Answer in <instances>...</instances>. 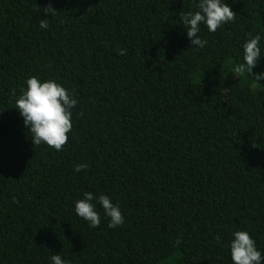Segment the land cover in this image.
Wrapping results in <instances>:
<instances>
[{"label":"trees","instance_id":"1","mask_svg":"<svg viewBox=\"0 0 264 264\" xmlns=\"http://www.w3.org/2000/svg\"><path fill=\"white\" fill-rule=\"evenodd\" d=\"M222 2L235 20L201 24L197 49L179 15L199 0H51L52 17L49 0H0V264H233L236 231L264 264V80L224 70L259 35L264 72V0ZM32 76L78 101L61 151L34 146L15 109ZM86 191L124 224L94 200L89 227Z\"/></svg>","mask_w":264,"mask_h":264},{"label":"clouds","instance_id":"2","mask_svg":"<svg viewBox=\"0 0 264 264\" xmlns=\"http://www.w3.org/2000/svg\"><path fill=\"white\" fill-rule=\"evenodd\" d=\"M198 11L181 12L179 18L186 26V34L192 45L191 48L202 49L207 44L198 35L200 25H206L209 32H216L222 25L234 21L236 13L222 0H199ZM39 8V7H38ZM45 14L54 16L58 11L52 6L51 0L43 9ZM49 19L39 21L42 29L49 27ZM251 35V34H250ZM260 36L256 35L243 45L244 63L237 65L232 74L236 77L247 74L258 83L264 80V72L251 75L252 69L257 66L261 57L259 47ZM119 55H125L126 49H118ZM259 84V83H258ZM15 89L12 90L15 97ZM21 94L15 99V109L23 117L24 125L31 133V140L34 146L46 144L56 151H61L68 142V133L72 130V109L76 107L78 101L63 86L55 80L41 82L37 77L32 76L26 80V88H21ZM81 115L83 112L81 111ZM86 164L74 166L75 172L87 169ZM99 203L104 215L109 219L108 227L116 228L122 226L125 218L118 205L113 204L107 195L94 196L92 192H84V198L76 201V214L88 222L89 227L98 228L101 223L100 214L96 211L92 201ZM234 238L230 242L231 260L233 264H261L262 255L257 250L255 240L246 231H236ZM217 237V243H219ZM175 245L181 241L177 239ZM52 264H69L61 258L59 254L51 257Z\"/></svg>","mask_w":264,"mask_h":264},{"label":"rangeland","instance_id":"3","mask_svg":"<svg viewBox=\"0 0 264 264\" xmlns=\"http://www.w3.org/2000/svg\"><path fill=\"white\" fill-rule=\"evenodd\" d=\"M228 63H229V61L225 62L224 70L227 71V75H228L229 79L235 80L237 77L232 74V71H233L232 64H230V63L228 64ZM253 88H257V86L254 85ZM178 257H179V255L176 254L172 261L177 260Z\"/></svg>","mask_w":264,"mask_h":264}]
</instances>
